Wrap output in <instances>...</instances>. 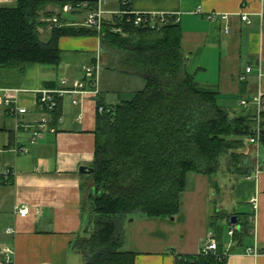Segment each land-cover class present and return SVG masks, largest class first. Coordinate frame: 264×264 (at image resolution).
Listing matches in <instances>:
<instances>
[{
	"label": "trees",
	"instance_id": "1",
	"mask_svg": "<svg viewBox=\"0 0 264 264\" xmlns=\"http://www.w3.org/2000/svg\"><path fill=\"white\" fill-rule=\"evenodd\" d=\"M88 3L90 10L96 9L97 4ZM49 5L61 11L67 4L16 0L15 6L0 9V72L23 74L33 65L57 67L61 37H98L95 29L68 26L56 14L61 26L42 41L39 29H46L47 23L41 20L55 16L46 12ZM126 9L130 10L129 3ZM123 18L102 25L100 48L113 56L110 70L138 78L144 87L113 106L97 102L103 111L96 119L90 165L93 193L83 205L86 228L73 246L83 264H135L137 253L123 249L126 219L139 215L182 221V196L190 175L206 177L216 200L223 195L217 178L240 180L264 170V161L247 152L256 146L246 142L252 136L251 109L229 112L218 105L217 88L199 85L188 73L175 17L169 16L167 24L157 30L134 26ZM58 115L57 110L52 114L51 125ZM258 150L264 151V136ZM12 176L0 185H13ZM216 205L215 201L209 224L217 241L216 252L177 256L176 264H225L222 229L212 228L220 218ZM221 216L229 230L235 228L231 240L241 241L248 233V216L227 212ZM232 217L236 218L234 225ZM238 224L240 229L235 227Z\"/></svg>",
	"mask_w": 264,
	"mask_h": 264
},
{
	"label": "crops",
	"instance_id": "2",
	"mask_svg": "<svg viewBox=\"0 0 264 264\" xmlns=\"http://www.w3.org/2000/svg\"><path fill=\"white\" fill-rule=\"evenodd\" d=\"M61 1L66 4H99L105 12L106 21H110L120 10L121 2ZM127 1L134 13L176 17L187 71L199 85L218 89V105L235 106L240 97L259 87L264 92V79L260 84L256 76L258 66L264 73V0ZM15 4L16 0H0V9ZM46 12L55 16L60 14V20L66 25L78 24L86 18V13L68 15L54 5H49ZM242 15L247 16L246 22L241 20ZM221 16L227 18L222 19ZM42 30L39 29V34ZM46 31L43 30L41 37L45 36ZM49 36L48 32L47 40ZM58 45L61 50L59 66L33 65L23 74L17 70L1 71L0 88L28 91L55 89L62 78L69 81L82 79L83 66L98 65L100 94L97 100L85 98L76 107L71 105L69 97H65L57 110L56 124L51 125L54 112L49 114L54 132H44L33 144L30 143L34 131L32 126L41 116L35 105V96L27 94L20 102L27 108V114L23 117V127L19 129L15 128L14 120L8 117L5 109L0 107V164L13 172V185H0V264H4L2 249L5 246L12 250V264H83L82 257L73 246L86 228L87 222L82 216L83 205L85 199L92 195L93 186L89 180L90 174L79 173V168H90L94 160L97 102L108 107L116 104V88L114 85L104 87L103 81H114L122 75L108 68L113 56L101 50L96 37H61ZM249 66L252 67L251 74L240 82L239 77ZM15 148H25L27 153H14ZM254 154L255 159L264 161V151L258 150V146H255ZM205 182L212 192L208 179ZM224 189L228 191L227 210L220 207L218 211L242 214L239 216L241 218L253 216L252 222L248 219V233L241 241L231 240L223 244V252L227 253L225 264H264V170L234 180L232 187L224 185ZM252 200H256L255 211ZM20 205L29 209L24 218L16 214V208ZM182 216L180 222L184 224L186 218ZM9 227L13 229L11 235L6 233ZM235 227L240 229L239 224ZM209 231L205 230L192 248L180 247L177 252L173 249L165 251V247L127 251L137 253L135 264H176L177 256L197 255ZM252 248L258 251V256L246 253L247 249Z\"/></svg>",
	"mask_w": 264,
	"mask_h": 264
},
{
	"label": "built area",
	"instance_id": "3",
	"mask_svg": "<svg viewBox=\"0 0 264 264\" xmlns=\"http://www.w3.org/2000/svg\"><path fill=\"white\" fill-rule=\"evenodd\" d=\"M128 4L127 0H122L120 2V10L113 15L110 21L104 19L105 12L101 9L98 4L96 9L90 10L88 2H75L73 4H67L63 8V12L68 15H73L77 13H86L84 25L88 28L95 29L98 32V40L100 43V30L104 23H116L118 19L125 17L126 22L133 23L134 26L148 27L150 29H159L161 26L167 24V18L170 15L162 14H138L131 10H127L126 6ZM129 16H133V19ZM175 17V16H174ZM222 19H226L227 16H221ZM124 19V18H123ZM241 20L243 22L247 21V16L242 15ZM177 23L178 20L174 19ZM48 31L53 28L61 26L59 18L53 17L46 20ZM113 32H121V29H112ZM228 29H226V32ZM99 66L98 65H86L82 67L83 77L80 80H67L60 79L58 82V87L55 89H46L38 91H28L23 89H4L0 88V107L4 108L8 117H10L15 122V128L19 129L23 127V117L27 114V108L21 105V100L27 94H33L35 96V105L40 112L38 120L33 123L32 128L34 131L32 133L30 143L33 144L35 140L41 138L42 134L46 131L54 132V129L50 126L49 114L58 110L61 101L65 97L70 98V103L72 106H80L85 98L98 99L99 90ZM252 67H247L244 73L239 77L240 82H243L246 75L251 74ZM256 76L258 82L261 84L264 79V73L262 68L258 66L256 70ZM237 105L243 110L251 109V133L252 136L246 139V142L250 145H259V140L264 136V92L259 87L256 91L242 96L237 100ZM98 113L103 111L102 107H97ZM14 153L26 154L25 148H15ZM13 175V172L8 167H3L0 164V183L6 181L9 176ZM253 211L256 210L257 204L256 200L251 202ZM29 209L25 205H20L16 208V214L20 218H24L28 215ZM249 221H253V216L249 217ZM235 228L228 231V236L233 235ZM6 233L8 235L13 234L12 228H7ZM217 250V241L211 231L206 234L205 240L201 243L200 253L203 255L215 253ZM4 256V264H12V250L9 246H5L2 249ZM246 253L252 256H258L259 253L255 248L247 249ZM227 253H224V257Z\"/></svg>",
	"mask_w": 264,
	"mask_h": 264
},
{
	"label": "rangeland",
	"instance_id": "4",
	"mask_svg": "<svg viewBox=\"0 0 264 264\" xmlns=\"http://www.w3.org/2000/svg\"><path fill=\"white\" fill-rule=\"evenodd\" d=\"M47 20V19H45ZM45 20H41L45 23ZM85 20L78 24H70L68 26L74 27H85ZM44 30V28H42ZM41 30V29H40ZM40 33V38L42 41L46 42L48 37V30L44 37H41L44 32ZM46 30V29H45ZM121 75V74H120ZM104 80V79H103ZM104 87H111L114 85L116 91L114 95L117 96L115 103H119L121 100H127L132 92L140 91L144 87V82L138 78L129 79L127 76H119L114 81L107 80L103 81ZM107 83V84H105ZM223 108L227 109L229 112H241L242 109L235 106H225L219 104ZM247 152L250 156H254V149L249 148ZM197 175H190L188 179V188L182 196V214L185 216V223L182 224L180 221H172L171 219H146L143 216L134 215L126 219L124 223V233H125V243L124 250L135 249L138 251H143L144 249L154 250L155 247H165V251L173 249L178 251L180 247H187L188 249L194 245L195 240L205 234V230L210 229L209 224L215 211V201L217 209H226V198L228 197L227 189H224V185L228 188L232 187L234 180L219 177L217 178L220 188H222V196H218L216 200L212 198L213 193L209 191L206 186V177ZM212 199L214 201H212ZM238 212V210H236ZM220 218L216 220L215 226L212 228L222 229L221 242L222 244L229 243L231 238L227 235V225L225 221L221 218V211H218ZM211 218V219H210ZM146 220V221H142ZM151 220V221H150ZM148 222V223H145ZM217 231V230H215ZM164 240V243H163ZM163 244H165L163 246ZM148 247V248H146ZM192 248V247H191Z\"/></svg>",
	"mask_w": 264,
	"mask_h": 264
},
{
	"label": "water",
	"instance_id": "5",
	"mask_svg": "<svg viewBox=\"0 0 264 264\" xmlns=\"http://www.w3.org/2000/svg\"><path fill=\"white\" fill-rule=\"evenodd\" d=\"M92 172H93V170L91 168H86V167H80L79 168V173H81V174H87V175H89ZM171 220L173 221V218H171ZM234 223H235V218L232 217L231 218V224H234Z\"/></svg>",
	"mask_w": 264,
	"mask_h": 264
}]
</instances>
